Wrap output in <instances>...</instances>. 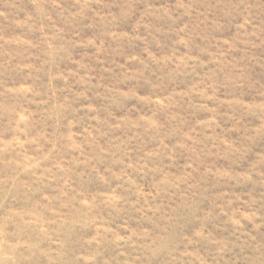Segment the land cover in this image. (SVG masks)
<instances>
[{"label": "rangeland", "instance_id": "obj_1", "mask_svg": "<svg viewBox=\"0 0 264 264\" xmlns=\"http://www.w3.org/2000/svg\"><path fill=\"white\" fill-rule=\"evenodd\" d=\"M0 264H264V0H0Z\"/></svg>", "mask_w": 264, "mask_h": 264}]
</instances>
